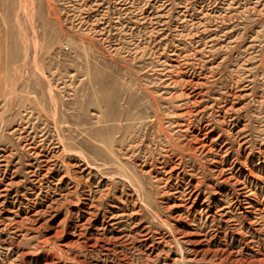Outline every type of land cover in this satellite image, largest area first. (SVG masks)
<instances>
[{"label": "rangeland", "instance_id": "374dc122", "mask_svg": "<svg viewBox=\"0 0 264 264\" xmlns=\"http://www.w3.org/2000/svg\"><path fill=\"white\" fill-rule=\"evenodd\" d=\"M0 264H264V0H0Z\"/></svg>", "mask_w": 264, "mask_h": 264}]
</instances>
